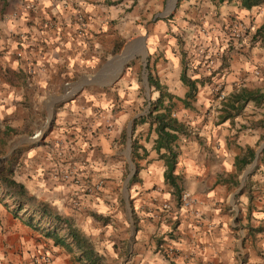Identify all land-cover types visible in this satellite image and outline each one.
I'll list each match as a JSON object with an SVG mask.
<instances>
[{
  "label": "crops",
  "instance_id": "obj_1",
  "mask_svg": "<svg viewBox=\"0 0 264 264\" xmlns=\"http://www.w3.org/2000/svg\"><path fill=\"white\" fill-rule=\"evenodd\" d=\"M171 1L0 0V171L76 228L102 264H264V101L233 103L240 109L222 120L233 111L213 93L264 94L261 68L247 70L264 65V46L250 41L263 18L229 50L200 25H247L253 9ZM175 6L191 15L183 35L169 36ZM186 43L217 45L212 67L196 66L202 56ZM181 73L194 82L192 100ZM148 74L184 128L170 173L147 116L158 97ZM52 227L0 185V264H75L74 248L54 244L65 229Z\"/></svg>",
  "mask_w": 264,
  "mask_h": 264
},
{
  "label": "trees",
  "instance_id": "obj_2",
  "mask_svg": "<svg viewBox=\"0 0 264 264\" xmlns=\"http://www.w3.org/2000/svg\"><path fill=\"white\" fill-rule=\"evenodd\" d=\"M182 1V0H178ZM217 4H233L244 10H251L259 7H263L264 10V0H216ZM262 24L255 29L253 34L250 36V41L258 46H264V12L262 16ZM181 82L187 87V92L184 95L185 99L192 100L195 93V85L193 81L185 78L184 74L181 73ZM147 83L149 86L153 87L154 91L158 93V97L153 103H150L148 117H150L156 123V132L158 134L157 148H164L168 152L165 163L167 165V172L170 173L173 168L174 153L172 152L171 145L176 139V134L184 132V128L175 119L170 118L169 109L164 107L162 104V99L164 97V92L160 88L159 84L152 78L150 74L147 75ZM216 97L217 94H215ZM247 103L252 101L255 104H260L264 101V94L259 93L255 90L243 89L236 94L231 95L229 98L222 97L221 103L225 108L232 110L233 113L222 109L223 115L222 120L232 115H235L241 106L234 107L233 103L239 102ZM1 146V142H0ZM132 147V145H131ZM133 148V147H132ZM252 153H248V158H252ZM246 163V162H245ZM8 169H2L0 171V185H2L11 196H14L17 200V205H28L33 213H37L39 218L43 221H48L53 224L52 230L65 229V240H55L54 244L65 247L68 251L72 248L76 250L78 255L74 258L75 264H102V258L93 249V246L89 240H87L81 233L67 221L63 220L58 216L48 204L36 201L32 196H30L27 191L19 184L15 183L9 177ZM168 177V175H167ZM27 225H30L26 221ZM64 225V227H62ZM48 236V234H45Z\"/></svg>",
  "mask_w": 264,
  "mask_h": 264
},
{
  "label": "rangeland",
  "instance_id": "obj_3",
  "mask_svg": "<svg viewBox=\"0 0 264 264\" xmlns=\"http://www.w3.org/2000/svg\"><path fill=\"white\" fill-rule=\"evenodd\" d=\"M161 12H163V7H160L158 10H153V11H149V10H138V19L141 21H151L153 16L155 14H160ZM253 15L250 19V21H248V24H244L242 21L236 19V20H231V21H225V23L220 24L219 26L213 28V26L209 27H203L202 25H200V28L198 30L199 34H202L203 37H209V36H213L214 34H216L217 32H214L215 30L218 31L219 36H222V38H226V42H227V47L229 50H231V47H238L237 42H239V40H241L244 36L246 37L247 33H252V31L255 29L256 24L254 23V20L257 16L258 13H261V16H263V7H259V8H255L253 9ZM191 14L188 13L187 10H183L182 6H175V8L173 10H171V13L168 14L169 17H171V19L168 21V24L170 25L169 27V33L166 35H183V33L181 32L183 30L182 27V21H184V16L185 17H189ZM167 17V16H166ZM191 20V19H190ZM202 26V28H201ZM189 34L188 37H190V40H193V38L195 37V33L192 34V32H194L192 29L188 30ZM247 40H245L246 43ZM219 44V43H218ZM232 44V45H230ZM193 44H189L186 43L187 47V54L189 56H191V54H195L198 57H200V55L202 56L201 60L199 61V65L196 66H200L201 62L203 63V66H207L208 68L212 67L213 65V61H214V57L218 55L219 53V47L217 45L214 46H210L208 44H205V46H200V47H195L192 46ZM239 49V48H238ZM264 52V51H263ZM193 65H195V63H193ZM255 66H247V70L248 73H257V71L261 68V73L264 75V65H259V67H255ZM258 69V70H257ZM144 73V71H143ZM220 88V85H217L215 87V89ZM214 93V90H213ZM3 155L1 154L0 157H2Z\"/></svg>",
  "mask_w": 264,
  "mask_h": 264
},
{
  "label": "built area",
  "instance_id": "obj_4",
  "mask_svg": "<svg viewBox=\"0 0 264 264\" xmlns=\"http://www.w3.org/2000/svg\"><path fill=\"white\" fill-rule=\"evenodd\" d=\"M214 93L217 94V98L218 99H221L223 97L222 93L220 92L219 88L217 89H214ZM58 177L62 180H65V181H68L70 179V173L68 172H62L61 174L58 175ZM179 203L182 207H185V208H188L190 205H191V199L189 197L188 194L186 193H183L180 195V198H179ZM163 209H167L168 206L167 205H164L162 207Z\"/></svg>",
  "mask_w": 264,
  "mask_h": 264
},
{
  "label": "water",
  "instance_id": "obj_5",
  "mask_svg": "<svg viewBox=\"0 0 264 264\" xmlns=\"http://www.w3.org/2000/svg\"><path fill=\"white\" fill-rule=\"evenodd\" d=\"M175 2H176V0H172V1H171V8L174 7ZM128 135H129V134H128Z\"/></svg>",
  "mask_w": 264,
  "mask_h": 264
}]
</instances>
